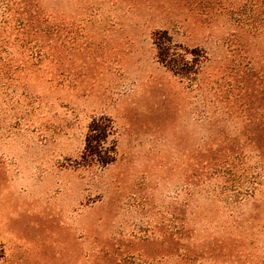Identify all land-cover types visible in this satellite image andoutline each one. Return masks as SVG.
<instances>
[{
    "label": "rangeland",
    "instance_id": "374dc122",
    "mask_svg": "<svg viewBox=\"0 0 264 264\" xmlns=\"http://www.w3.org/2000/svg\"><path fill=\"white\" fill-rule=\"evenodd\" d=\"M17 6L25 28L0 23V264H264V0ZM156 32L194 50L189 74L157 59ZM100 116L105 166L81 161Z\"/></svg>",
    "mask_w": 264,
    "mask_h": 264
},
{
    "label": "trees",
    "instance_id": "16d2710c",
    "mask_svg": "<svg viewBox=\"0 0 264 264\" xmlns=\"http://www.w3.org/2000/svg\"><path fill=\"white\" fill-rule=\"evenodd\" d=\"M10 2V5H9ZM33 0H0V23L7 21V17L13 18L17 16V28L24 29L28 24L31 15V8L24 9L13 7L14 4H22L24 7ZM20 9H22L20 11ZM8 14V15H7ZM156 45L157 59L175 74L185 76L189 74L193 60L188 59V52L185 48L176 45L171 38L165 36L163 32L154 34ZM112 134V126L107 117L100 116L93 118L87 125V130L84 136V146L81 153V161L87 164H97L105 166L114 160L115 145L110 139Z\"/></svg>",
    "mask_w": 264,
    "mask_h": 264
}]
</instances>
